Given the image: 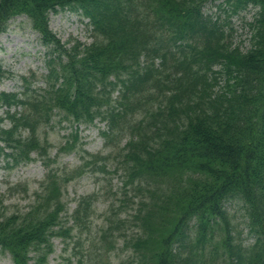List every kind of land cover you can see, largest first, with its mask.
<instances>
[{"label": "trees", "instance_id": "16d2710c", "mask_svg": "<svg viewBox=\"0 0 264 264\" xmlns=\"http://www.w3.org/2000/svg\"><path fill=\"white\" fill-rule=\"evenodd\" d=\"M216 1L230 14L257 9L246 52L204 14ZM64 9L88 19L89 44L67 47L49 30V14ZM22 15L47 49L46 87L33 90L22 77L21 92H0V160L11 168L35 153L47 172L28 211L0 216V251L13 264H47L51 237L74 238L61 218L64 186L85 171L51 168L42 126L55 117L75 141L81 124L98 119L109 141L119 121L138 114L123 161L140 194L136 232L123 240L135 264H264V0H0V33ZM74 149L66 142L57 155ZM234 200L246 210L248 246L229 227ZM82 204L90 205L78 204L74 223Z\"/></svg>", "mask_w": 264, "mask_h": 264}, {"label": "rangeland", "instance_id": "374dc122", "mask_svg": "<svg viewBox=\"0 0 264 264\" xmlns=\"http://www.w3.org/2000/svg\"><path fill=\"white\" fill-rule=\"evenodd\" d=\"M224 9L225 6L218 2H208L203 12L218 18L226 33H231L232 47L246 52L251 37L248 24L253 21L256 9L249 7L236 14L224 12ZM49 28L62 42L72 44L76 40L88 44L92 40L87 20L68 10L50 15ZM38 40L39 35L32 30L26 17L18 16L10 20L7 30L0 34V67L11 73L12 77L0 80V92L22 90L20 77L30 78L31 72L35 74L32 88L43 90L46 87L45 50ZM155 63L159 64V61ZM172 63L167 58L166 67ZM117 99H120L119 89L113 93V100ZM127 118L118 122L120 131L116 138L108 142L100 135L105 124L98 120L92 125H81L75 141L71 135L72 127L58 125L55 117L52 125L40 128V137L47 140L50 157L56 160L51 165L52 169L61 176L80 166L85 171L64 186L66 207L62 220L65 226L73 225L74 211L82 200L90 204L80 206V219L75 221L71 232L73 239L53 238L49 264H135L137 261L133 248L129 244L123 246V240L136 232L132 214L138 207L140 194L135 190V185L128 183L123 161L127 153L126 142L130 137L129 123L138 122L142 117L129 115ZM3 126L8 128V122H4ZM21 136L26 137L27 132H22ZM66 142H74L75 149L56 155ZM31 157L36 160L11 169H6L4 163H0V216L24 214L33 203L34 193L47 168L35 153ZM83 208H86V212ZM227 208L232 234L244 246H248L252 239L243 204L232 201ZM0 264H12L10 256L0 252Z\"/></svg>", "mask_w": 264, "mask_h": 264}]
</instances>
